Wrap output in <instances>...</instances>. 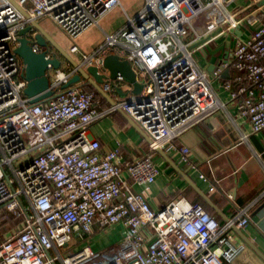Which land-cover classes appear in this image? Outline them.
<instances>
[{
    "label": "built area",
    "instance_id": "1",
    "mask_svg": "<svg viewBox=\"0 0 264 264\" xmlns=\"http://www.w3.org/2000/svg\"><path fill=\"white\" fill-rule=\"evenodd\" d=\"M16 2L29 17L10 0H0V209L23 216L24 222L0 242V264H230L245 248L233 243L237 234L232 226H248L251 207L225 224L183 195L154 209L150 187L160 175L154 154L172 150L193 166L190 147L177 140L224 105L215 83L252 133L264 130V18L208 73L195 59L202 43L195 45L211 38L225 18L207 21L202 32L195 21L222 9L223 0H145L138 14L128 16L122 30L106 34L92 55L77 38L99 26L120 0ZM46 17L73 41L71 55L80 54L81 62L107 76L102 87L116 95V105L98 107L96 90L80 84L63 89L75 71L51 66L53 95L31 103L16 48L20 30ZM236 25L229 22L231 28ZM36 33L27 37L40 52ZM109 54L130 62L144 85L140 94L128 100L119 96L116 89L124 90L126 81L120 75L110 79L103 66ZM225 70L228 79L222 77ZM117 107L151 139L149 150L135 159L125 158L120 147L104 150L90 136L91 126ZM115 225L123 227L122 238L111 247L96 250L87 242L94 231Z\"/></svg>",
    "mask_w": 264,
    "mask_h": 264
},
{
    "label": "crops",
    "instance_id": "2",
    "mask_svg": "<svg viewBox=\"0 0 264 264\" xmlns=\"http://www.w3.org/2000/svg\"><path fill=\"white\" fill-rule=\"evenodd\" d=\"M223 1L221 12L218 13L220 10L217 9L209 11L198 20V23L203 22L204 25L211 17L225 18L223 26L213 32L211 38L201 40L204 43L195 53L198 65L208 73H211L209 69L212 65L216 66L219 59L233 49L238 38L249 36L264 18V5L248 12L249 7L259 0ZM229 22L237 25L231 28ZM94 53L95 49L88 54ZM69 70L71 69H64L66 72ZM121 85L124 86V91L130 87L127 82ZM213 87L224 105L177 140L178 144L190 147L189 158L193 166L181 161L179 153L165 151L187 176L185 177L156 152L154 161L159 166L160 175L150 187V203L154 209H158L183 195L192 202L201 203L221 224L228 222L227 219L235 218L241 209L250 206V223L241 230L256 248L236 232L233 243L236 246L244 245L245 248L230 264H264V130L252 133L250 123L238 116L236 104L230 100L222 86L215 83ZM111 95L116 98L114 93ZM104 100L98 98L97 106H108L107 99ZM89 132L92 138L101 141L104 150L120 147L128 159H135L149 150L148 142L118 112L93 124ZM136 189L141 190V187L137 186ZM116 231L121 232L119 234ZM122 231L121 225L96 230L88 237L87 242L94 249L100 250L99 247L106 239L108 244L120 240Z\"/></svg>",
    "mask_w": 264,
    "mask_h": 264
},
{
    "label": "water",
    "instance_id": "3",
    "mask_svg": "<svg viewBox=\"0 0 264 264\" xmlns=\"http://www.w3.org/2000/svg\"><path fill=\"white\" fill-rule=\"evenodd\" d=\"M10 1L11 3L15 4L26 17H29L26 11L17 5L16 0ZM263 5L264 0H259L256 4L249 7L248 12H252ZM33 30L37 32L34 39L35 43H37L42 49L40 52L34 51V42L27 37V34ZM19 35L20 44L16 48V53L23 59L25 64V69L22 76L27 80L28 83L24 89V94L30 98L31 103L42 102L53 95L54 91L50 87V79L48 76V70L51 66L54 69H73L75 71L73 76L70 77V79H68V81L62 86L63 89L74 84H89L99 94L107 99L110 105L114 106L117 104L115 98H113L102 87V84H104L105 80H107V76L103 73L100 74L97 66L86 65V63L81 62L80 59L74 58L43 28L41 25V20H32L30 25L20 30ZM203 42L204 41H201L195 46H198ZM50 46H53L57 52L53 53V57L48 58L47 55L51 52ZM103 66L109 71L110 79L115 80L120 75L129 84L130 87L126 91H124L122 87H117L116 90L120 97L127 98L128 100L130 94H140L142 92L144 85L137 80L136 73L128 60L121 59L117 54H109L104 57ZM214 68L215 65H212L209 71L212 72ZM222 77L228 79L230 77L229 70H225L222 74ZM128 104H131L130 101H128ZM116 111L120 113L148 143H151L149 136L139 127L135 121L132 120L126 111L120 107H117ZM157 152L160 153L169 163H171L182 175H184L180 168L171 161L165 150L157 149ZM186 180L195 187V185L188 178H186ZM210 204L213 206V208L218 210L213 203ZM227 220L229 221V219ZM232 229L242 236V238L252 247L256 248L254 244L244 236V233L239 227H237V225L234 224Z\"/></svg>",
    "mask_w": 264,
    "mask_h": 264
},
{
    "label": "rangeland",
    "instance_id": "4",
    "mask_svg": "<svg viewBox=\"0 0 264 264\" xmlns=\"http://www.w3.org/2000/svg\"><path fill=\"white\" fill-rule=\"evenodd\" d=\"M144 2L145 0H121L123 7L122 5H119L113 8L111 11L107 12L101 20V26L91 27L87 29L77 38L76 42L79 44V46H81V48L85 52L90 53L94 49L96 51L99 45L104 42L106 34L116 33L122 30L127 23L128 16L135 17L138 12L143 8ZM200 18L196 19L195 28L198 31L202 32L205 30L206 25H203V22L198 23V20L200 21ZM212 18L213 17H211L209 20H212ZM41 24L55 41H57L67 52H70V48L73 45V41L66 32H64L58 25H56L53 20L49 17H46L43 20L41 19ZM50 48L52 53L57 52L53 46H50ZM72 56L76 59H79L80 57L79 54H72ZM23 161L27 160L23 159L19 161L17 165ZM23 222V216L15 215L13 212L6 213L5 211H0V242L5 241L14 232L18 231ZM120 232L121 231H118L117 233L120 234ZM116 236L117 235H115V237ZM117 242L108 244V239H106L103 245H101L99 248H101L100 250H105ZM72 246H74V244L70 245V247Z\"/></svg>",
    "mask_w": 264,
    "mask_h": 264
},
{
    "label": "trees",
    "instance_id": "5",
    "mask_svg": "<svg viewBox=\"0 0 264 264\" xmlns=\"http://www.w3.org/2000/svg\"><path fill=\"white\" fill-rule=\"evenodd\" d=\"M84 89H86V90H94L95 91V89L91 86V85H89V84H85L84 85ZM97 92V91H96ZM96 99H98V98H101V99H103L104 100V98L102 97V95L101 94H99L98 92L96 93ZM104 101H106V100H104ZM0 211H5L6 213H8L9 211H7V210H5V209H0Z\"/></svg>",
    "mask_w": 264,
    "mask_h": 264
}]
</instances>
